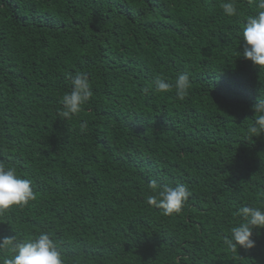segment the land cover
Here are the masks:
<instances>
[{
  "label": "trees",
  "instance_id": "1",
  "mask_svg": "<svg viewBox=\"0 0 264 264\" xmlns=\"http://www.w3.org/2000/svg\"><path fill=\"white\" fill-rule=\"evenodd\" d=\"M222 2L0 0V161L35 193L0 239L49 232L64 264H264V228L224 244L241 206L264 207V134L246 131L264 68L242 55L255 0L231 17ZM79 72L93 95L65 119ZM183 72V100L152 90ZM151 180L187 186L179 214L146 203Z\"/></svg>",
  "mask_w": 264,
  "mask_h": 264
},
{
  "label": "clouds",
  "instance_id": "2",
  "mask_svg": "<svg viewBox=\"0 0 264 264\" xmlns=\"http://www.w3.org/2000/svg\"><path fill=\"white\" fill-rule=\"evenodd\" d=\"M251 3L252 0H249ZM260 10L247 18L243 29V57L250 60L254 66L264 68V0H255ZM221 8L227 16H236L238 8L236 0H224ZM71 91L61 98L62 111L60 115L70 119L78 115L83 106L93 95L89 76L79 72L70 76ZM191 87L188 72L180 73L174 83L167 82L163 77L156 76L152 81V90L156 93H167L175 90L178 99L183 100ZM145 91H148L145 89ZM254 112V119L246 129L248 138L259 137L264 134V96L250 106ZM88 127L87 121L80 123L83 132ZM150 194L146 196V203L163 210L166 216L179 214L191 193L186 185H164L161 187L156 180L149 182ZM35 199L32 182L16 174L14 167H8L0 161V216L13 206L23 207ZM240 222L230 229V236L224 239V244L236 252L238 247L251 249L255 246L252 239L253 229L264 228V207L241 206L236 212ZM9 251L10 257L0 258V264H64L60 246L51 233L41 231L34 238H17V235L0 239V251ZM180 264V260L176 261Z\"/></svg>",
  "mask_w": 264,
  "mask_h": 264
}]
</instances>
